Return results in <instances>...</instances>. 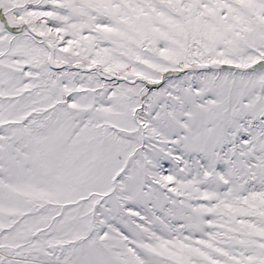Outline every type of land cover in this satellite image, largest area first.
Masks as SVG:
<instances>
[{"label": "snow or ice", "instance_id": "obj_1", "mask_svg": "<svg viewBox=\"0 0 264 264\" xmlns=\"http://www.w3.org/2000/svg\"><path fill=\"white\" fill-rule=\"evenodd\" d=\"M0 264H264V0H0Z\"/></svg>", "mask_w": 264, "mask_h": 264}]
</instances>
